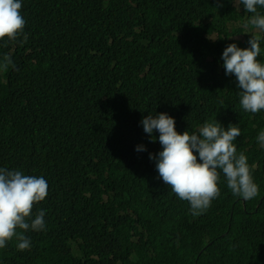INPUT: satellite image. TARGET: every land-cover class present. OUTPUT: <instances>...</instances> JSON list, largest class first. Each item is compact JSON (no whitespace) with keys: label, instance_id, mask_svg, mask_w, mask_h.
I'll return each mask as SVG.
<instances>
[{"label":"trees","instance_id":"16d2710c","mask_svg":"<svg viewBox=\"0 0 264 264\" xmlns=\"http://www.w3.org/2000/svg\"><path fill=\"white\" fill-rule=\"evenodd\" d=\"M234 4L22 0L27 42L0 41L18 68L0 72V168L46 179L32 217L45 210L46 227L25 233L28 250L9 241L0 264H264V110L241 108L221 59L253 32ZM159 113L181 134L238 127L259 194L234 196L221 173L220 196L192 215L149 158L163 149L141 121Z\"/></svg>","mask_w":264,"mask_h":264},{"label":"clouds","instance_id":"9594fccd","mask_svg":"<svg viewBox=\"0 0 264 264\" xmlns=\"http://www.w3.org/2000/svg\"><path fill=\"white\" fill-rule=\"evenodd\" d=\"M234 5H243L245 12L251 14L244 27H251L253 32L248 40L249 47L241 48L232 43L225 48L221 59L226 75L234 76L238 82L241 108L256 114L264 110V63L258 59L264 39V14L258 7L264 8V0H236ZM21 10L22 0H0V41L5 47L28 40ZM10 67L18 71L12 56L5 54L0 60V72H7ZM141 123L150 136L159 132L158 140L163 150L149 155L156 162L158 178L167 185V190L176 194L175 197L189 203L192 215L206 213L212 201L220 196L221 173L234 196L251 200L259 194L248 157L238 152L234 143L241 134L238 127L230 124L225 128L220 122L211 121L181 134L176 130L175 118L167 113L150 114ZM256 139L264 149V130ZM136 150L146 151V147L140 145ZM48 188L43 176L0 168V249L15 238L18 251L28 250L31 240L25 233L45 230V210H39L32 217L35 205L46 199Z\"/></svg>","mask_w":264,"mask_h":264},{"label":"rangeland","instance_id":"374dc122","mask_svg":"<svg viewBox=\"0 0 264 264\" xmlns=\"http://www.w3.org/2000/svg\"><path fill=\"white\" fill-rule=\"evenodd\" d=\"M258 58L261 60L262 63H264V51L261 52V55Z\"/></svg>","mask_w":264,"mask_h":264}]
</instances>
